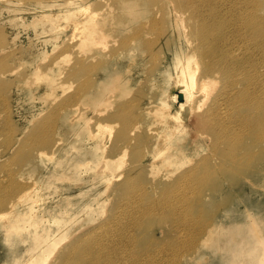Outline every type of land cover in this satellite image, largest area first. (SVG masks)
<instances>
[{"label":"rangeland","instance_id":"1","mask_svg":"<svg viewBox=\"0 0 264 264\" xmlns=\"http://www.w3.org/2000/svg\"><path fill=\"white\" fill-rule=\"evenodd\" d=\"M194 1H201L200 9L205 5V0H84L96 13L99 41H103L92 45L88 55L107 49L111 52H106L107 57L87 60L79 58L87 55L72 46L74 40L69 43L58 20L46 29L39 21L42 12L52 8L57 10L56 15L63 13L56 0H0V189L5 190L12 180L36 188L35 196L25 206L11 212H19V216L13 217L0 204V213L14 220L17 234L23 232L20 235L24 236L21 243L12 242L17 234L7 236L0 229V264H13L19 253L24 257L31 254L33 239L26 232L27 227L41 224V234L52 235L55 227L51 222L63 220L69 224V235L82 233L91 224L114 217L119 203L117 192L133 180L146 182L150 198L155 199L160 196V188L190 170L196 182L195 191L205 199L195 193L190 195L191 201L202 200L192 207L195 223L191 225L184 214L174 216L175 221L151 217L148 220L153 223L152 229L142 236L144 241L156 237L169 243L158 256L161 264H223L235 256L246 264L256 263L255 256L262 246L259 240L264 237V186H259L256 176L249 174L230 178L225 169L216 178L220 193L215 190L214 181L202 180L213 168L207 161L211 156V138H205L206 131L193 124L194 115L189 116L191 125L181 135L178 133L185 144L183 165L160 166L150 172V164L160 156L151 159L147 155L140 160L142 153L150 151L148 136L162 126L157 119L163 92L161 78L172 67L171 60L176 55L194 54L201 66L197 77L203 74L211 81V92L198 94L200 100L194 102L198 105L194 114H201L210 106L222 85L219 74L206 72L201 64L195 15L189 11V5L194 10L198 7V3L192 4ZM259 2L264 5V0ZM177 14L183 17L175 24ZM49 35L61 38L52 49L61 52L57 74L48 65L45 53ZM79 60L86 64L81 68L84 72L78 74L75 69ZM92 63L98 67V73L86 75L85 70L90 71ZM110 69L117 73V81L107 87V102L102 104L103 97L97 99L103 86L98 75H105ZM35 70L59 82L55 92L45 93L44 84H30ZM178 92L175 88L174 93ZM179 103L180 98L172 106ZM95 122L113 128L91 137ZM133 122L135 126L129 130ZM14 193L6 200L12 199ZM31 206L35 211H29ZM159 213L167 214L155 208L153 214ZM88 215L93 217L90 224L86 223ZM212 225L219 226L218 234L233 229L224 242H240L238 249L234 245V249L216 247L214 239L218 234H205ZM154 242L155 247H162L159 241ZM64 250L65 245L56 251L45 249L48 256L43 264L58 263Z\"/></svg>","mask_w":264,"mask_h":264},{"label":"bare ground","instance_id":"2","mask_svg":"<svg viewBox=\"0 0 264 264\" xmlns=\"http://www.w3.org/2000/svg\"><path fill=\"white\" fill-rule=\"evenodd\" d=\"M56 1L57 5L59 4V10H63V13L56 15L55 8H52L50 12H42L39 21L45 25V29L49 24L58 20L63 25L66 35L69 36L67 39L69 43L74 40L72 46L76 45L82 51L80 53L87 55L79 58L95 60L111 54L107 52V49L88 55L92 45L103 41H99L100 22L96 20V13L84 4V0ZM196 3L198 7L194 10L189 5V11L193 16L195 15L196 36L200 41L197 49L200 48L201 64L206 72L219 74L218 79L222 85L210 106L203 113L194 114L193 111L198 106L195 103L200 100L198 94L201 93L202 96L209 94L211 81L203 74L197 77L201 66L194 54L176 55L171 60L172 67L161 78L163 92L157 108V119L161 121L162 126L156 134L148 136L150 151L142 153L140 160L147 155L151 159L160 156L157 162L150 164V172L158 170L160 166L173 164L178 168L179 163L183 165L185 144L182 143V137L178 133L181 135L184 128L188 124L191 125L189 116L192 114L195 116H192L195 119L193 124L195 123V126L206 131L205 138L207 136L211 138L209 148L211 156L207 158V161L213 168L207 176H203L202 180L214 181L215 190L220 193L221 186L216 184V178L219 171L225 169L230 173V178H236L234 176L237 174H249L256 176L259 186H264V5L259 0H205L204 4L207 8L203 5L200 9L201 1H194L192 4ZM139 11L135 10V12ZM182 17V14H177L173 23L177 24ZM55 29H58L57 24ZM60 39L49 35L48 43L45 45L47 48L45 53L49 59L48 65L55 74L59 73L58 64L61 61V52L56 53L52 49L58 46ZM229 46L230 48L227 49ZM105 48L106 44L102 46V49ZM84 64L86 63L79 60L75 72L83 73L81 68ZM97 69L98 67L92 63L90 71L85 70L86 75L98 73ZM98 76L103 86L97 92V99L100 100L103 97L102 104H106L107 87L117 81V73L110 69L105 75L101 72ZM38 83L46 85L45 93L51 94L52 91H56L59 82L49 79L45 74L41 76L38 70H35L30 84ZM105 83L107 86L104 85ZM175 88L179 90L178 94L174 93ZM178 98H180L179 106L173 107L172 105ZM151 110L154 111V108ZM134 126L133 122L129 130ZM112 128L113 125L95 122L90 136L98 137L105 130L110 132ZM123 153L124 150L121 151V154ZM165 175L171 176V174ZM260 175L263 177H259ZM171 182L172 184L160 188L158 198L151 199V192L145 188L146 182H142L141 179L133 180L117 192L119 203L114 217L91 224L82 233L75 232L69 235L66 232L69 224L63 220L51 222L55 227L52 235H42L41 224H35L31 226V229L27 227L26 232L33 239L31 254L24 257L19 253L14 258L13 264H43L48 256L45 249L50 252L56 251L64 245L65 250L62 256L58 257L56 264H161L158 256L162 255V248L168 247L169 243L156 237L151 238L152 241L148 238L144 241L145 234L152 229L151 217L161 220L169 217L175 221L174 216L184 214V219L193 225L195 221L191 213L192 207L196 202L202 201L200 199L191 201L190 199V195L194 193L199 198L202 197V193L194 189L196 182L191 170L182 172ZM251 186L253 187L252 184ZM14 191V197L7 201L6 197ZM35 192L36 188L33 184L25 185L19 180H12L5 190L0 189V204L5 205L7 212L11 213L16 207L25 206L35 196ZM202 199L205 200L204 197ZM144 202L147 205H142ZM154 207L166 211L167 214H153ZM29 211L33 212L35 209L31 206ZM11 215L19 216V212L11 213ZM92 218L88 215L86 223L90 224ZM149 218L151 219L148 220ZM60 222L61 225H59ZM0 229L7 236L17 234L19 230L15 221L5 213H0ZM218 229V225H212L211 228L208 226L205 234L215 235ZM232 231L233 229H229L226 232L222 231L221 234L217 231L218 235L214 239L215 246L233 249L235 246L238 249L240 242L232 245L224 242L230 237L229 233ZM20 234L23 232L17 234L11 241L21 243L24 236ZM143 235L145 236L142 237ZM263 239L264 237H261L259 240L262 246L258 255L255 256V264H264ZM154 240L159 241L162 247H155L157 242ZM188 244L191 242L189 241ZM157 248L161 249L157 250ZM240 251L241 249L237 250V252ZM223 264H246V262L235 256L229 260L226 259Z\"/></svg>","mask_w":264,"mask_h":264}]
</instances>
